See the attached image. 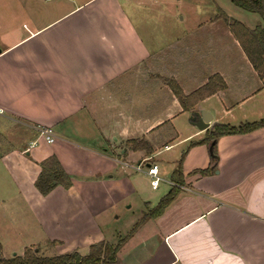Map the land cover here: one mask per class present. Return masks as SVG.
<instances>
[{
  "label": "crops",
  "instance_id": "obj_1",
  "mask_svg": "<svg viewBox=\"0 0 264 264\" xmlns=\"http://www.w3.org/2000/svg\"><path fill=\"white\" fill-rule=\"evenodd\" d=\"M21 1L13 9L16 26L0 27L5 37L12 29L17 34L5 45L0 41V166L47 242L66 248L59 254H82L80 249L90 251L100 242L119 246L115 264H264V128L220 137L216 169L210 167L207 144L189 147L215 124L239 126L264 118V79L235 38L238 72L220 66L195 88L180 83L190 94L219 74L227 88L183 111L171 90L170 96L159 85L170 75H151L153 51L130 11L145 0ZM26 11L29 29L21 17ZM155 62L163 69L165 62ZM171 75L179 81L178 73ZM151 77L158 79L154 89ZM202 109L213 116L203 131L192 119ZM180 116L192 128L178 141L187 150L184 183L153 217L149 212L170 192L175 169L154 195L158 189L150 185V194H144L133 181V166L156 164L160 172L155 159L177 144L171 137L178 135ZM41 127L53 128L54 143L41 140ZM14 131L18 142L10 146ZM131 139H146L155 152L125 146ZM51 155L72 186H57L44 196L35 181ZM206 168L212 171L208 175L190 174ZM134 199L142 205L138 211L120 213ZM108 221L106 231L102 224Z\"/></svg>",
  "mask_w": 264,
  "mask_h": 264
},
{
  "label": "rangeland",
  "instance_id": "obj_2",
  "mask_svg": "<svg viewBox=\"0 0 264 264\" xmlns=\"http://www.w3.org/2000/svg\"><path fill=\"white\" fill-rule=\"evenodd\" d=\"M18 1L0 0V16L6 19L3 23V19L0 18V24H2L0 27L14 28L16 26L14 22L17 18L13 9L20 5ZM27 1L22 0L21 5ZM130 11L153 51L150 61L151 75H156L158 71L162 74L167 72L166 75L170 76H166L165 79H170L175 78L171 74L178 73V83L183 82V86L188 89L199 86L205 80V76L220 66L230 74L238 72L240 61L237 54L240 51L228 29L226 20L224 18L216 20L221 12L226 13L229 20L239 21L249 28H254L262 21L260 15L238 8L230 0H145L143 6ZM21 15L27 23L25 29H29L31 21L28 18V12ZM215 21H218L216 25L219 26H209L210 22ZM9 34L10 36L5 37L4 33H0V38L4 37L0 40L4 42L3 45L17 37L16 30L12 29V33L10 31ZM225 56H229V58L226 59ZM157 60L165 62L162 64L163 69L158 68V63L155 62ZM228 60L233 61L229 62ZM149 82V86L154 89L158 79L151 77ZM159 85H165L167 93L169 92L168 95H172V91L168 90L170 89L169 85L164 83L163 79H160ZM135 92L137 94L136 89ZM136 96L138 97V94ZM150 112L154 111L150 110ZM175 127L178 135L176 133L171 137V143L177 144L169 151H162L155 159V162L160 166L159 176L162 179H167L169 172L173 168L176 169L181 159H183L182 164L184 163L187 152L185 146L179 145L178 141L191 132L189 121L185 116H180ZM17 132L12 133L14 137L12 136V141L8 142L10 146L17 145ZM126 142L125 146H127ZM159 146L165 147L161 143ZM142 164L144 172L134 170L135 179L133 181L140 183L144 194H150V178L145 173L147 165L146 163ZM163 188L164 184L161 182L158 191L153 194H160ZM150 198L152 200L155 197L151 195ZM138 202L139 199L129 201L125 204L126 209H121L120 213L137 212L138 208L142 206L137 205ZM131 204L133 205L130 208ZM27 208L18 197L11 179L0 166V258L23 255L28 247L36 249L40 256H54L58 255L59 251L66 250V248L58 249L55 242H47L45 233L43 234L40 230ZM115 213L116 217L117 212ZM110 224V221L103 223L102 229L109 231ZM80 251L84 255L90 252L86 248H82Z\"/></svg>",
  "mask_w": 264,
  "mask_h": 264
},
{
  "label": "trees",
  "instance_id": "obj_3",
  "mask_svg": "<svg viewBox=\"0 0 264 264\" xmlns=\"http://www.w3.org/2000/svg\"><path fill=\"white\" fill-rule=\"evenodd\" d=\"M235 6L245 11L260 15L263 23L251 29L245 24L229 20L226 13L221 12L219 17L224 18L228 23L229 30L235 40L250 60L251 64L264 79V0H230ZM164 83L169 85L172 93L178 99L183 111H193L195 106L203 99L227 88L221 75L214 74L208 81L190 94H185L175 78L165 79ZM264 128V118L258 121L246 122L239 126L230 124H215L202 140L193 141L189 147L199 144H207L212 147L211 168L218 166L217 140L225 135L246 134ZM127 146L134 151H145L152 155L155 150L152 143L146 139L128 140ZM183 159L178 162V166L171 174L172 188L170 192L161 199L159 204L149 212L153 217L163 213L165 208L177 197L180 188L184 183ZM41 171L35 181L36 189L44 196L48 195L55 187L62 186L69 189L72 186V178L61 165L56 155H51L44 159L41 164ZM211 168L195 170L190 174L208 175ZM119 246H112L109 243L100 242L90 246V252L82 255L77 251L62 253L54 256H40L36 249L26 248L23 255H16L10 258L1 257L0 264H115Z\"/></svg>",
  "mask_w": 264,
  "mask_h": 264
},
{
  "label": "built area",
  "instance_id": "obj_4",
  "mask_svg": "<svg viewBox=\"0 0 264 264\" xmlns=\"http://www.w3.org/2000/svg\"><path fill=\"white\" fill-rule=\"evenodd\" d=\"M1 112H2V110L0 109V113ZM39 133H40L41 140L43 142L47 143V144H52L56 140V136H55V133H54V130H53L52 127H41L39 129ZM36 144H37V141H35L34 143H32V146H34ZM133 167H134V169L136 171L144 172L143 171V167H142L141 164L134 165ZM145 173L150 178V183H151L152 189H154V190L158 189L159 186H160L161 181L163 180L159 176L160 172H159L158 165H156V164H149L147 166V170L145 171Z\"/></svg>",
  "mask_w": 264,
  "mask_h": 264
},
{
  "label": "water",
  "instance_id": "obj_5",
  "mask_svg": "<svg viewBox=\"0 0 264 264\" xmlns=\"http://www.w3.org/2000/svg\"><path fill=\"white\" fill-rule=\"evenodd\" d=\"M212 118H213L212 114L205 109L194 112L192 117V119L194 120L193 124H195L202 131L210 127ZM209 151L210 153L212 152V147L209 148ZM169 177H171V175Z\"/></svg>",
  "mask_w": 264,
  "mask_h": 264
}]
</instances>
